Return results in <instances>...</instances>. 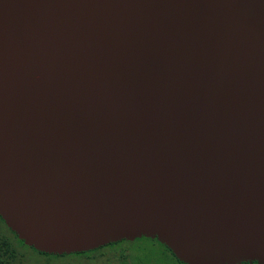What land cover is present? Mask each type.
<instances>
[{
    "label": "water",
    "instance_id": "95a60500",
    "mask_svg": "<svg viewBox=\"0 0 264 264\" xmlns=\"http://www.w3.org/2000/svg\"><path fill=\"white\" fill-rule=\"evenodd\" d=\"M0 217L264 264V0H0Z\"/></svg>",
    "mask_w": 264,
    "mask_h": 264
},
{
    "label": "rangeland",
    "instance_id": "374dc122",
    "mask_svg": "<svg viewBox=\"0 0 264 264\" xmlns=\"http://www.w3.org/2000/svg\"><path fill=\"white\" fill-rule=\"evenodd\" d=\"M21 250L26 256H22L16 264H44V258L32 249L22 247ZM117 251L124 254L122 261L111 255L110 261L104 258L99 262L87 261L73 255L60 259L54 264H178L162 245L153 240L138 239L133 243H123Z\"/></svg>",
    "mask_w": 264,
    "mask_h": 264
},
{
    "label": "trees",
    "instance_id": "16d2710c",
    "mask_svg": "<svg viewBox=\"0 0 264 264\" xmlns=\"http://www.w3.org/2000/svg\"><path fill=\"white\" fill-rule=\"evenodd\" d=\"M142 239H147V238H142ZM148 240H152V239H148ZM153 241L159 243L157 240H153ZM133 242L124 241L117 244H111L106 247L97 249L95 251L86 252V253H78V254L62 255V256L50 255L46 253H41L39 251H36L34 248L25 245L24 241L20 240L18 236L7 227L2 217H0V264H16L17 262H19L22 256H26L21 250L22 247L32 249L35 253L42 256L45 260L44 264H54L56 261L60 259L73 255L82 257V259H86L87 261H93V262H99L104 258H107L110 261V255H111L113 258L122 261L124 254L119 253L117 251V248L121 246L123 243H133ZM159 244L162 245L161 243ZM162 246L171 254V256L176 260L178 264H184L181 263L174 256V254L170 249H168L165 245Z\"/></svg>",
    "mask_w": 264,
    "mask_h": 264
}]
</instances>
